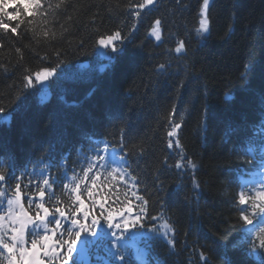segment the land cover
<instances>
[{"label": "trees", "instance_id": "16d2710c", "mask_svg": "<svg viewBox=\"0 0 264 264\" xmlns=\"http://www.w3.org/2000/svg\"><path fill=\"white\" fill-rule=\"evenodd\" d=\"M117 3L120 9L109 13L107 9H115ZM127 3L128 0H70L75 11L69 7L68 14L73 15V21L61 19L69 32L62 41L50 45L66 53L61 57L65 64L58 70L61 82L51 85L45 104L39 103L36 90L25 94L19 106L8 107L6 119L0 120V160L4 161L0 168L14 161L15 176H19L25 167L31 169L43 148L51 144L55 151L46 163L52 165L49 174L59 184L64 171L59 167L61 162L67 158L71 175V169L79 167L75 163L78 153L81 149L87 152L90 146L88 136L118 146L123 130L124 143L130 146L142 140L146 145L142 157L132 153L128 159L133 174L139 177L140 194L149 199V215L160 212V201L167 203L166 213L177 229L173 261L187 264L190 252L204 241L212 247L204 248L209 264H262V251L261 260L255 261L244 256L245 250L243 253L230 248L239 226L231 208L236 173L246 165L238 158L241 153L237 151V135L244 129L246 137L249 123L257 120L259 110L260 116L264 115V0H211L210 33L203 42L194 32L202 0H159L155 7L143 10L138 20L126 10ZM12 8L8 5V11ZM95 13L98 15L93 25L89 21ZM158 17L165 24L160 42L148 36L152 21ZM134 23L136 30L126 41L124 53L101 72L100 66L108 60L94 47L93 29L105 32L120 27L127 35ZM10 38L0 33L5 44L0 49V64L8 67L7 72L0 69L2 105H10L22 89L23 68L13 67L17 60L14 46L30 44L40 54L49 50V46H37L27 36L14 46L8 43ZM80 39L83 47L75 44ZM179 39L186 41L187 55L169 52ZM68 41L73 44L69 46ZM49 56L54 63L50 51ZM169 62L166 73L156 70L160 63ZM246 64L253 70L242 79ZM23 65L35 70L42 62L25 49ZM42 66L51 64L44 62ZM173 104L176 122L181 115L184 118L178 133L180 142L186 156L198 163L195 175L200 188L195 192L190 170L175 168L179 150L166 146V117ZM68 140L74 142L67 144ZM165 157L171 167L163 165ZM157 175L162 187L156 182ZM10 181L12 178L7 181L12 184ZM54 187L59 194L60 187ZM124 191L121 184L117 193L121 200ZM103 195L107 196V190ZM150 222L145 221V225ZM226 250L229 258L223 260ZM169 253L168 248L155 258L168 264Z\"/></svg>", "mask_w": 264, "mask_h": 264}, {"label": "snow or ice", "instance_id": "6c2138e0", "mask_svg": "<svg viewBox=\"0 0 264 264\" xmlns=\"http://www.w3.org/2000/svg\"><path fill=\"white\" fill-rule=\"evenodd\" d=\"M210 2L211 0H202L197 26L194 28L195 34L202 42L206 41L210 33ZM9 3H13L12 11H8ZM158 3L159 0H128L126 10L133 19L138 20L143 10L155 7ZM69 7H73L70 0H0V33L6 38L11 37L8 39L10 45L22 42L23 37L27 36L37 46L42 43L49 46V50L43 54L37 52L30 44L14 46L17 60L13 67L23 68L22 89L12 98L10 105L0 104V120L6 119L8 107L19 106L25 94L31 91L38 90L39 103H47L51 95V85L61 82L58 70L65 64L61 57L66 53L63 48H51L50 45L62 41L69 32L65 23H61V19L66 22L73 21V15L68 14ZM120 7L117 3L115 9L109 7L107 11L113 13ZM97 15L98 13L92 15L89 21L91 24L96 23ZM13 23L15 26H12ZM164 28L163 18H155L149 27L148 36L160 42ZM135 30V23L127 35L120 27L105 32H101L99 28L93 29L94 47L108 60L107 64L100 66L101 72L111 67L112 62L124 53L126 41ZM68 43L71 46L73 41ZM75 44L83 47L84 41L80 39L75 41ZM4 47V42L0 40V49ZM25 49L35 53L42 65L47 62L51 66L41 65L35 70L24 66ZM49 51L55 58L54 63ZM187 51L184 39L177 40L175 47L169 50L177 55H187ZM169 66L170 62L160 63L156 70L164 74ZM0 69L8 71L5 64H0ZM252 70V66L246 64L241 78L246 79ZM176 114V105L173 104L166 117V146L169 150H179L175 168L181 171L190 170L192 190L195 192L200 188V181L195 175L198 163L186 156L178 134L184 118L181 115L179 122H176ZM257 135L264 136V121L253 126V136L246 137L237 149L242 153L238 157L242 161L247 162L246 158L249 157L255 159L258 154L260 159L251 170L237 171L236 182L239 191L235 193L234 205L238 212L239 227L248 233L249 237L252 230L247 226L254 225L255 222V237L258 243L249 239V247L264 249V226H260L264 224V143H256ZM87 140L90 146L87 152L81 149L78 153L75 163L79 167H73L71 175H68L67 158L61 162L59 167L64 171L59 177V184L57 178L49 174L48 170L52 165L46 163L55 151V146L51 144L43 148V154L33 167H25L19 176H15L14 161L9 160L7 167L0 168V264H69V261L73 264H90L91 255H96L97 261L103 260V264H112L113 259H118L123 264H133V258L134 264H148V249L157 241H164L168 245L170 255L177 254L175 222L167 215L163 201H160V212L157 215H149V199L140 194L139 177L133 174L128 159L132 153L141 157L145 154L144 142L141 140L129 146L124 143L123 130L118 146L106 140L94 139L92 136H88ZM162 163L165 167H171L167 164V157ZM0 164H4V161L0 160ZM13 176L16 179L15 185L7 182ZM25 179L27 183H24ZM156 182L162 187L159 175ZM121 184L126 189L122 193L123 200L117 194ZM54 186L60 187L59 194ZM105 190L107 196L103 195ZM85 199L90 201V209L87 211L84 210ZM134 200L139 203H134ZM145 221L152 223L145 227ZM97 228L100 229L99 232ZM141 244L144 247H141ZM239 246V243L233 244V248ZM101 247L108 259L94 252V249ZM74 253L80 257L79 260L74 258ZM198 255L200 261L209 264L205 252L199 251ZM155 264L161 262L157 260Z\"/></svg>", "mask_w": 264, "mask_h": 264}, {"label": "bare ground", "instance_id": "6f19581e", "mask_svg": "<svg viewBox=\"0 0 264 264\" xmlns=\"http://www.w3.org/2000/svg\"><path fill=\"white\" fill-rule=\"evenodd\" d=\"M74 142V140H68L67 144H72Z\"/></svg>", "mask_w": 264, "mask_h": 264}]
</instances>
